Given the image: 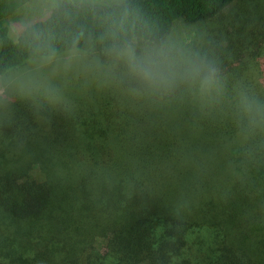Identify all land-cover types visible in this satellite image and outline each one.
I'll return each instance as SVG.
<instances>
[{
	"label": "trees",
	"instance_id": "1",
	"mask_svg": "<svg viewBox=\"0 0 264 264\" xmlns=\"http://www.w3.org/2000/svg\"><path fill=\"white\" fill-rule=\"evenodd\" d=\"M113 20L156 44L177 20L212 22L183 51L217 67L223 96L147 94L120 74L58 89L43 123L31 101L1 109L0 264H264V125L236 107L241 91L264 104V0L65 3L16 39L0 27V77L106 53Z\"/></svg>",
	"mask_w": 264,
	"mask_h": 264
},
{
	"label": "clouds",
	"instance_id": "2",
	"mask_svg": "<svg viewBox=\"0 0 264 264\" xmlns=\"http://www.w3.org/2000/svg\"><path fill=\"white\" fill-rule=\"evenodd\" d=\"M113 43L106 49L114 70L147 94L167 95L184 85L205 104L223 96L224 82L217 67L206 58L179 50L165 42L141 43L123 20H113ZM18 99L31 101L36 119L45 121L44 106L60 103L59 90L42 79L20 76L0 86V108L15 110ZM238 116L253 127L264 125V104L241 91L236 97Z\"/></svg>",
	"mask_w": 264,
	"mask_h": 264
},
{
	"label": "rangeland",
	"instance_id": "3",
	"mask_svg": "<svg viewBox=\"0 0 264 264\" xmlns=\"http://www.w3.org/2000/svg\"><path fill=\"white\" fill-rule=\"evenodd\" d=\"M126 1L130 0H0V27L6 26L9 36L16 39L19 35V27L43 20L48 12L62 4L86 3L106 6ZM208 25L214 26L212 22L203 25H189L183 20H177L163 42L179 50H188L192 40L201 36L204 33L202 30ZM120 74L119 70L113 69L112 62L106 53L74 52L58 58L30 60L0 77V86H6L11 80L20 76H33L57 89L65 87H79V90L90 87L103 88L113 85V78ZM23 101L25 100L18 99L15 104ZM1 109L4 113L8 111L4 108H0V111Z\"/></svg>",
	"mask_w": 264,
	"mask_h": 264
}]
</instances>
